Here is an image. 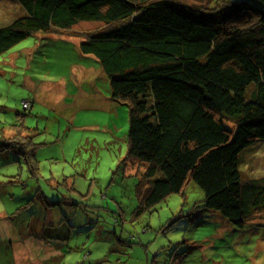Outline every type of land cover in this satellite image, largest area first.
Instances as JSON below:
<instances>
[{"label": "rangeland", "instance_id": "1", "mask_svg": "<svg viewBox=\"0 0 264 264\" xmlns=\"http://www.w3.org/2000/svg\"><path fill=\"white\" fill-rule=\"evenodd\" d=\"M181 1L209 9L207 0ZM224 1L237 0L212 4ZM19 8L0 0V23L14 21ZM65 33L56 36L72 37ZM35 40L0 56V264H264V188L260 197L252 192L264 180V139L239 154L250 211L244 228L202 209L204 193L193 183L136 216L148 167L128 158V106L111 98L97 60L71 42L40 39L36 48ZM80 65L86 73L77 78L72 68ZM37 91L53 106L37 102L45 108L35 104L29 114L23 101ZM20 125L32 138L30 159L3 140Z\"/></svg>", "mask_w": 264, "mask_h": 264}, {"label": "trees", "instance_id": "2", "mask_svg": "<svg viewBox=\"0 0 264 264\" xmlns=\"http://www.w3.org/2000/svg\"><path fill=\"white\" fill-rule=\"evenodd\" d=\"M15 1L16 19L0 23V56L34 35L71 31L108 76L111 98L128 106V158L148 167L136 216L193 183L202 209L244 228L239 154L264 139V10L255 2L264 0H207L209 9L181 0ZM13 131L6 146L33 157L29 129ZM256 183L260 197L264 180Z\"/></svg>", "mask_w": 264, "mask_h": 264}, {"label": "crops", "instance_id": "3", "mask_svg": "<svg viewBox=\"0 0 264 264\" xmlns=\"http://www.w3.org/2000/svg\"><path fill=\"white\" fill-rule=\"evenodd\" d=\"M42 35V34H41ZM43 35H46V34H43ZM47 36V35H46ZM32 37H34L36 40H35V46H36V48H38V47H40V46H43V45H41L40 44V39L41 40H43V39H45V40H49L50 42L51 41H62V42H71L75 47H76V49H77V51L79 52V54H80V56L82 57V58H90V59H95V60H97L96 58H94V57H92V56H87V55H83L82 53H80V49H79V45H80V43H81V40L80 39H78V38H75V37H68V38H65V37H63V36H61V37H59V36H53V35H51V36H47V37H39L38 35H34V36H32ZM46 61H47V59H45ZM99 63V62H98ZM100 65V64H99ZM101 67V66H100ZM101 69H102V67H101ZM72 71L74 72V76L75 77H77V78H80L81 76H82V74H85L86 73V71H85V67L83 66V65H80L79 67L77 66V67H73L72 68ZM96 71H99V69H96ZM50 83V85L52 84V83H54V82H49ZM49 85V86H50ZM37 93H38V91L37 92H35V93H33V96H32V99H30L31 100V102H32V109L30 110V112H29V114H31V112L33 111V108H34V106H35V104L37 105V107H38V109H39V107H42V108H45V106H42V105H40V104H38L37 102H42L44 105H46V106H50L49 108L51 109V107L53 106V103H48V102H46V101H44L43 99H41L40 97L38 98L37 97ZM63 96V95H62ZM62 96H60V98H62ZM25 101V100H24ZM48 101H53V95L52 94H50V96H49V100ZM24 110V109H23ZM25 124H26V122H25ZM24 124V122H23V125H25ZM26 126V125H25ZM18 241H19V243H24V242H27L28 240H23V239H21V236H20V238L18 239ZM31 245V244H30ZM29 245V246H30ZM34 245V244H33ZM28 246V245H27ZM35 246H37V245H35ZM19 256L20 255H24V250H23V248L19 251V254H18ZM24 257H25V255H24Z\"/></svg>", "mask_w": 264, "mask_h": 264}, {"label": "built area", "instance_id": "4", "mask_svg": "<svg viewBox=\"0 0 264 264\" xmlns=\"http://www.w3.org/2000/svg\"><path fill=\"white\" fill-rule=\"evenodd\" d=\"M23 107L25 110H30L32 108L31 101L29 100L23 101Z\"/></svg>", "mask_w": 264, "mask_h": 264}]
</instances>
